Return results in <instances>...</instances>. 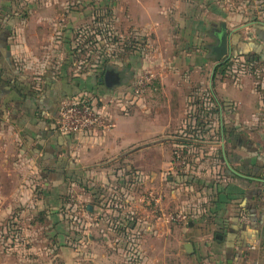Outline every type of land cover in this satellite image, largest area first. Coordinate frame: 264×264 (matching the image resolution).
<instances>
[{
	"label": "crops",
	"instance_id": "crops-1",
	"mask_svg": "<svg viewBox=\"0 0 264 264\" xmlns=\"http://www.w3.org/2000/svg\"><path fill=\"white\" fill-rule=\"evenodd\" d=\"M18 2L22 6L24 1ZM124 3L129 25L144 36L145 44L135 67L108 70L112 79L106 71L77 82L65 74L61 57L53 72L46 71L49 59L35 61L34 52L44 47L62 53L50 22L57 21L59 31L63 22L80 18L77 7L69 11L61 0H26L22 16L20 12L0 16V21L5 20L0 24V121L10 126L7 133L13 132L7 140L17 138L15 154L0 142V196L10 198L0 200L1 218L16 205L35 200L37 185L47 189L54 178L65 176L68 164L92 180L98 197L101 189L111 190L112 182L134 177L132 170L141 183L148 178L161 180L165 169L176 174L172 150L183 145L190 152L189 175L181 173L182 177L177 171L169 182L174 204L179 205L180 190L193 200L186 209L174 210L186 213L188 229L179 236L172 220L157 221L153 227L175 229L168 241L171 247L165 243L162 253H152L143 243V257L135 264H264V94L255 72L249 71L252 66L264 69V0L237 4L233 10L223 0ZM221 21L229 34L234 61L230 69L221 65L225 57L218 59L213 52L219 41L204 43L205 35L218 37ZM24 52L25 63L44 69L46 75L37 77L42 80L37 86L40 92L22 99L6 81L8 69L14 73L20 69ZM239 54L255 62L236 58ZM149 71L156 79L138 98L132 85ZM210 97L218 105L217 113L201 125L196 116L206 113L197 109ZM82 99L110 118L113 128L80 136L59 134L54 119L61 103ZM5 180L18 184L12 188ZM153 190L160 201L161 184ZM102 208L103 202L95 206L97 211ZM206 225L210 229L202 235L200 229ZM187 243L192 244V252L186 251Z\"/></svg>",
	"mask_w": 264,
	"mask_h": 264
},
{
	"label": "rangeland",
	"instance_id": "rangeland-1",
	"mask_svg": "<svg viewBox=\"0 0 264 264\" xmlns=\"http://www.w3.org/2000/svg\"><path fill=\"white\" fill-rule=\"evenodd\" d=\"M1 1L3 3L0 4V16L7 17L19 12V16H22L26 12V5L23 6L26 0H23L22 6L18 4V0ZM61 1L66 2V10L75 11L72 8L77 7L82 14L76 20L63 22L59 31L55 30L57 21L50 22V26L54 28L50 31L54 35V42L56 45L61 42L63 51L53 52L44 47L42 51L34 52L35 61L49 59L51 62L46 71L56 70L53 65L56 64L58 56L65 62V74L77 82L96 73L95 65L101 67L107 64L120 71L126 70L128 65V71L135 67L133 64L139 61L145 38L129 25L125 0ZM223 1L230 10L236 9L237 4L243 7L251 3V0ZM62 8L64 7L61 5ZM3 21L5 20L0 21V24H5ZM212 22L217 23L214 20ZM48 29L49 27L44 28V31ZM204 37L205 44L215 43L213 35ZM26 56L27 52H24L22 64L19 62V77L24 83L41 85L42 80L37 77L46 75L44 69L27 65ZM257 68L264 77V69ZM3 122L0 121V142L4 141L3 145L10 146L15 154L17 138L10 137L7 140L6 136L13 132L7 133L10 126ZM175 149L176 146L172 150V157ZM189 154L186 150L188 163ZM172 166L176 174L177 171L180 172L177 175H186L177 166ZM132 171L134 177L130 180L124 178L123 181L119 179L115 185L112 182L111 190L106 192L101 189L98 197L95 196L92 180L80 176L71 165L62 178L60 188L54 187L53 182L47 189L42 184L37 185L34 191L35 200L16 205L6 212L7 216L1 218L0 215V263L135 264L143 257V243H147L152 253H160L165 248V243L171 247L168 241L175 235L174 230H179V236H183L181 231L188 229L189 222L188 216L185 220H176L177 212L174 210L186 209L192 204V198H189L187 192L180 190L179 205L174 204L170 196V178L176 177V174L170 173L168 169H165L161 180L152 181L148 178L146 183H141L138 174ZM2 182L12 188L18 184L16 180ZM160 184L164 194L159 201L153 187ZM44 190L46 194L42 193ZM18 198L12 196L13 200H19ZM0 200L8 202L10 198L6 200L0 196ZM98 201L100 204L103 202L104 210H95ZM167 218L175 223V229L171 230L170 226L165 225L153 227L157 221L165 222ZM207 229H210L209 225L202 227L201 234Z\"/></svg>",
	"mask_w": 264,
	"mask_h": 264
},
{
	"label": "built area",
	"instance_id": "built-area-1",
	"mask_svg": "<svg viewBox=\"0 0 264 264\" xmlns=\"http://www.w3.org/2000/svg\"><path fill=\"white\" fill-rule=\"evenodd\" d=\"M156 79L154 72L140 74L132 85V92L136 97H143L152 82ZM56 131L64 135L80 136L94 131H109L113 128V121L92 105L88 99L65 101L58 109L55 117ZM186 146L177 145L173 152L172 163L186 174L189 172V163ZM185 212H177L175 219L185 220Z\"/></svg>",
	"mask_w": 264,
	"mask_h": 264
},
{
	"label": "trees",
	"instance_id": "trees-1",
	"mask_svg": "<svg viewBox=\"0 0 264 264\" xmlns=\"http://www.w3.org/2000/svg\"><path fill=\"white\" fill-rule=\"evenodd\" d=\"M240 56H243L247 63L253 64V62H255V61H253V59L249 55H240L239 54V55H237L236 58H238ZM233 63H234L233 58H229L227 60L226 59L223 60L221 65L223 67H226V69H230L232 67ZM95 66L96 67L94 68V72H100L101 74H103L104 72L106 73V71H108V70H114L113 67H111L110 65H107V64H103L101 67L99 65H95ZM129 66L130 65H128V67ZM128 67H126V69ZM250 67H251V65H250ZM249 71L255 72V76H256V80H257V86L262 88V91L264 94V77L260 75L259 70L256 69L255 66H252L251 68H249ZM7 72H8V74H11V76L7 77L8 79L6 81L7 82L6 84L8 86H14L18 90V93L22 99L27 98L28 95L34 96L40 92V89H38V87L36 85H34L33 83H24V81H22V79L19 77V75H17V73H14L11 69H9ZM15 72H18V71H15ZM12 74H14V75H12ZM200 105H201V107L200 106L198 107L197 112L198 113H206V114H205V116H202L200 118L198 116H196V118L198 119V122H200V124L202 125L204 119L211 118L214 116V114L217 113L218 105L214 101L213 97H210V102L208 104L200 102ZM54 128L56 129L55 119H54ZM67 166H70V164H68ZM51 173H53V170L51 171ZM62 178L63 177L54 178L51 182L54 183L53 185L57 186L63 182Z\"/></svg>",
	"mask_w": 264,
	"mask_h": 264
},
{
	"label": "water",
	"instance_id": "water-1",
	"mask_svg": "<svg viewBox=\"0 0 264 264\" xmlns=\"http://www.w3.org/2000/svg\"><path fill=\"white\" fill-rule=\"evenodd\" d=\"M218 45L213 48V52L217 55L218 59L225 57V59H229L231 57V50L229 48V34L227 31L226 22H220V29L218 30ZM186 251L192 252L193 246L191 243L186 244Z\"/></svg>",
	"mask_w": 264,
	"mask_h": 264
},
{
	"label": "flooded vegetation",
	"instance_id": "flooded-vegetation-1",
	"mask_svg": "<svg viewBox=\"0 0 264 264\" xmlns=\"http://www.w3.org/2000/svg\"><path fill=\"white\" fill-rule=\"evenodd\" d=\"M215 39H216V41H218V37H215ZM107 73H108V74H107V75H108V78H109V79H112V75H113V74L111 73V71H107ZM107 75H106V76H107ZM110 77H111V78H110Z\"/></svg>",
	"mask_w": 264,
	"mask_h": 264
}]
</instances>
